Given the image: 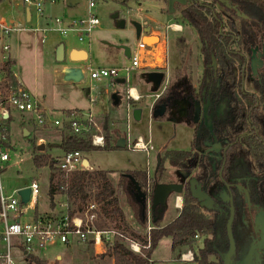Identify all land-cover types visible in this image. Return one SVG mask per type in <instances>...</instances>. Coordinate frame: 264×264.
<instances>
[{
	"label": "rangeland",
	"instance_id": "1",
	"mask_svg": "<svg viewBox=\"0 0 264 264\" xmlns=\"http://www.w3.org/2000/svg\"><path fill=\"white\" fill-rule=\"evenodd\" d=\"M16 1L21 2L22 0ZM94 2L96 7L93 9V13L98 16L100 25L92 33L90 44L79 43L77 39L80 37V33H78V31L67 34V37L58 36L56 33H51L50 35V38H61L60 41L67 46V49L76 47L78 49L87 50L88 53H90L88 64H90L93 69L124 68L130 65V59L125 56L124 51L119 49V47L127 46L130 48L131 52L136 49L139 40L136 38V32L132 25L133 22L141 21L140 23L142 24L144 18L151 26H155V22L159 24H168L177 22L178 20V16L175 15V12L168 13L167 4L164 3V0H140V2L139 0H128V2L124 3L122 0H94ZM88 4L89 0H81L80 3L73 5L67 4L65 0H60L53 5L47 4L46 14L49 15L53 21L54 19H60L64 21V23H78L89 16ZM161 9H163V13L160 11ZM19 10L23 12L24 6H21ZM116 12L119 13L121 19L126 20L127 24L124 29H116L112 23L111 16ZM54 27L57 28L56 26ZM75 29H78L77 26H75ZM183 39L186 48L182 49L181 51L183 52L179 54L181 48L174 45L179 40V37L176 35L173 36V42L175 43H171L168 51V68L169 71H173L175 68L179 67L182 61V68L190 74L195 83L202 71V57L199 55L200 42L196 40L197 34L193 30H187ZM155 42H157V40L149 39V41L145 43L153 44ZM44 46L46 47V45ZM39 47L37 49V51H39L37 54H35L33 48L30 52L21 53V66L28 79V83H32L34 76L33 88H36V95L39 100H41L42 106L51 114L52 118L62 119L61 111L63 109L78 108L87 111L91 108L92 114L96 117L99 116L97 119L101 125L108 124L110 128L118 129L119 139L122 135H126V100L123 102L122 108L112 107L110 101L113 91L117 88L113 87L109 82L94 83L95 91L91 93L89 86L58 83L56 74H52V66L55 62L53 49L51 48L49 51V56L44 57L42 47ZM159 60L162 62L161 57ZM64 64L72 65L68 58ZM143 73L144 71H130L129 86L143 91L145 85L140 80V75ZM105 89H108L107 94L105 93ZM142 91L140 93L143 96L151 95L147 88H145L144 93ZM124 92L125 89L122 91L123 96ZM90 94L92 96L91 99L89 98ZM150 104V99L143 102L144 108L142 109L143 115L141 121L136 122L131 119L129 122L130 135L133 138L141 137L145 142L151 141L153 150L149 157H147L145 153L132 152L125 148L113 151L97 150L84 154L86 160L94 168L107 170L112 180L115 182L119 176L131 174L133 171H148L149 174L154 173L156 158L158 156L156 153L163 146L168 145L169 151H186L190 147V141H192L193 136L192 129L186 126H177L175 128L171 123L164 120H153L150 113V109L153 107L147 108ZM131 107L139 108L135 106V104L131 105ZM105 112L107 113L104 114ZM30 119L31 116L29 114L13 115V121L11 123L13 150L11 153V160L3 176V182L7 190L12 191L15 188L29 185L33 179L37 180L41 193L38 205L39 213L56 214L61 212V203L58 201H62L63 198L58 195L55 198L57 199V203L54 202L52 204L49 195L51 169L47 166L36 168L33 160L34 156H40L42 154L50 156V158L53 157L52 155H54V157L60 155L61 152L56 148L51 149L50 145L59 143L61 141V134L57 129L46 132L33 128L32 123H29ZM24 129L30 133V136L24 135ZM40 139L44 140V142L41 143V145L45 146L44 151H39L38 148L36 149ZM34 143H36V147ZM164 153V151L159 153L161 158L159 173H163V178L160 174L159 177H161V179L158 177V181L169 182L172 181L170 172H172L173 169L168 163L164 162V160L162 162ZM114 186L118 189L116 183ZM118 198L127 214H129L131 211L127 204L126 196L122 192H119ZM170 206L165 214L162 226L166 225L168 222L170 223L180 214V211L174 209L173 202L170 203ZM136 228L137 230L135 231L138 232L140 230V235L146 238V227L145 229ZM208 238L211 240V236H208ZM204 239L205 236H199V239L196 240L194 246L195 250H193L194 253H198V250L204 247ZM111 240L105 242L103 254H96L92 245L81 242H74L68 246L57 244L44 251H39L36 254L40 260L48 264H114L113 259L106 254L108 249L107 244L111 242ZM16 247L17 245L14 244L12 255L19 264H24V258H22L20 253L16 250ZM185 251H188V249L173 251L171 248V240L169 238H163L160 240L157 248L152 252L151 259L155 264H183L179 262V257ZM58 255L62 256L61 259L56 258ZM209 260L215 261L218 264L220 263L218 257L215 255L209 256ZM192 264L197 263L194 262Z\"/></svg>",
	"mask_w": 264,
	"mask_h": 264
},
{
	"label": "flooded vegetation",
	"instance_id": "2",
	"mask_svg": "<svg viewBox=\"0 0 264 264\" xmlns=\"http://www.w3.org/2000/svg\"><path fill=\"white\" fill-rule=\"evenodd\" d=\"M164 1L168 13L175 12L178 16L177 22L172 24L181 26L180 33H171L169 43L170 48L173 36L179 37L177 43L173 42L181 48L179 54L186 48L185 32L193 30L197 34L193 27L182 22V10L193 3L204 6L213 15L222 10L220 6L212 9L199 0H187L186 5L176 3L171 11L168 0ZM227 22L226 19L223 23ZM146 26L150 29L154 27L148 22ZM224 30L229 32L227 27ZM196 40L200 42L199 55L202 57L200 77L194 83L190 74L182 68V61L173 71L169 68L167 72L159 71L164 73L166 88L154 108L160 106L157 107L158 112L164 108L165 116L155 120H164L175 128L183 125L193 130L189 150L179 151L191 152L190 160L176 165L167 160L164 162L177 168L181 178L190 172L191 178L196 181L193 189L186 185L181 195L184 200L187 195L190 196L195 205L212 219L214 233L209 248L217 253L221 261L220 255L230 248L228 230H232L237 250L235 260H238L252 242L264 236V91L258 84L262 66L254 74L250 65L253 56L258 59L263 53L264 42L261 39L258 44L250 45V52L243 47H232L235 54L244 58V63L242 67L236 65L233 80L227 81L219 73L217 61L216 69L213 67L214 57L211 63L205 62V51L198 34ZM197 112L200 113L198 124L194 123ZM164 152L165 155L170 151ZM150 175L153 186L155 172ZM156 175L163 178L159 170ZM255 189H258V195ZM201 198L206 202L204 208L200 207ZM262 257L264 261V254Z\"/></svg>",
	"mask_w": 264,
	"mask_h": 264
},
{
	"label": "built area",
	"instance_id": "3",
	"mask_svg": "<svg viewBox=\"0 0 264 264\" xmlns=\"http://www.w3.org/2000/svg\"><path fill=\"white\" fill-rule=\"evenodd\" d=\"M24 5L30 9L31 14H35L37 18H42L45 13L46 4H55L57 0H23ZM96 7L94 0H89V16L78 23H64L60 19H51L42 27L32 29L40 32L42 41H47L51 33H56L61 37H67V34L78 31L80 37L77 39L79 43L84 44L90 42L92 33L99 27L100 20L93 13ZM143 27L147 25L144 22ZM2 33L9 36L13 32L24 31L27 28L21 25L2 24ZM56 26L57 28H55ZM77 26V30L75 29ZM181 26L169 23L165 26L155 25L151 27L148 36L156 39L157 42L149 45L139 40L136 49L131 52L130 65L124 68L112 69H93L91 66L83 67L85 78L90 81L89 89L95 91L94 83L103 80H110L113 87L120 85L119 80H124L125 89L124 98L126 102H139L141 96L134 87L129 86L130 71L146 70V71H168V51L171 33H180ZM147 36V37H148ZM145 37V34H143ZM152 49H155L154 51ZM3 51H9V46L4 45ZM164 59L162 62L158 58ZM5 63L0 65V264H19L12 255L13 245L16 244V250L24 258V264H29L30 256L37 257V252L44 251L57 244L70 245L74 242L89 243L94 247L96 254L104 253V244L115 236H119L125 240L130 250L135 254L142 255L145 250L151 248V232L154 230L152 217L150 212L151 195L153 186L151 183V175L147 171V182L145 191L148 195L147 201V223H146V244L142 245L127 237H124L115 230L99 231L95 228L94 222L97 218L98 204L90 201L84 212H76L71 215L70 201L66 194L58 193L50 195L52 204L57 203L55 199L58 195L63 198L60 202L61 212L52 214H41L38 211L39 199L41 196L40 186L37 180L33 179L29 185L15 188L8 191L3 182V176L11 160L12 134L11 123L14 114H29L33 128L38 130L50 131L63 127V120L53 119L51 114L40 104L37 98L25 87L19 76L11 70H6L4 64L10 61L9 57H5ZM166 88V82H162L161 87L156 93L148 96L152 102V106L159 100ZM92 96H90L91 98ZM133 108L127 105V133L125 149L132 152L145 153L147 157L151 155L153 150L151 141L145 142L141 137L133 138L130 135L129 122L133 119ZM66 121L71 130V134L75 136L89 135L92 145L96 148H104L105 146V130L91 114L72 113L66 117ZM24 123V122H23ZM43 139L39 140V144ZM85 155L80 152L65 153L60 159L56 160V168L59 172L68 176L71 173L79 171L93 172V167H84L83 163ZM30 190V199L27 204L22 202L19 195L20 191ZM173 206L176 210L181 211L184 205V198L181 194L173 196ZM50 210V209H49ZM199 239V235L195 237ZM27 253L24 256V253ZM62 256L58 258L61 259ZM57 258V257H56ZM179 262L183 264H192L195 262V253L191 250L183 252L179 257Z\"/></svg>",
	"mask_w": 264,
	"mask_h": 264
},
{
	"label": "trees",
	"instance_id": "4",
	"mask_svg": "<svg viewBox=\"0 0 264 264\" xmlns=\"http://www.w3.org/2000/svg\"><path fill=\"white\" fill-rule=\"evenodd\" d=\"M128 0H122L127 2ZM232 6L237 8L240 14L248 17L242 19L236 15L233 10L229 11L219 0H199L203 5L211 6L212 9L220 6V12L214 15L204 6L193 3L187 9L182 10L181 20L183 23L193 27L199 35L203 50L205 51V62L211 63L214 57L218 64L219 73L225 80L231 81L234 76V69L239 64L243 66L244 58L239 57L232 50L233 46H239L250 52V45H256L262 39L264 42V0H228ZM229 14V16H226ZM228 20L224 24V20ZM229 32H225V28ZM233 39L235 40L233 42ZM13 62L10 60L4 64L6 70H11ZM258 84L264 91V56L262 57V67L259 73ZM134 104V103H133ZM73 112H67L70 116ZM77 113H80L77 111ZM66 132L62 135L61 141L57 144L50 145L51 149H58L63 153L80 152L88 154L97 150L113 151L121 150L117 147L119 140L118 130L105 132L104 148H96L92 145L89 135L75 136L72 135L69 127L66 126ZM117 134V135H116ZM35 147H36V143ZM37 149V147H36ZM192 154L191 152L170 151L167 152L162 161H169L172 165L180 162L187 163ZM36 168L49 167L51 169L49 195L58 193L66 194L70 201L71 215L76 212H84L90 201H95L99 208L94 226L99 231L115 230L124 237L146 244V238L127 225L125 216L119 206V192H122L133 211V218L136 227L145 229L147 223V213L143 216L142 207L132 200L129 188V179L122 175L119 180L118 189L115 188L108 172L94 170L93 172L79 171L65 176L56 168V160L42 154L34 156L33 160ZM142 186H146V172L129 174ZM119 191V192H118ZM163 219L158 220L151 232V248L145 250L142 255L132 252L125 242L119 236H115L109 242L106 254L110 256L114 264H155L152 261V252L157 248L163 238L171 240L173 251L188 249L195 250L196 236H205L204 247L195 253V262L197 264H218L210 261L209 256L217 253L209 248L208 236L213 235L214 223L212 219L200 208H198L190 196H186L184 205L180 214L169 224L162 226ZM33 264H48L38 257L30 256L28 258ZM220 260V259H219ZM221 264V261H219Z\"/></svg>",
	"mask_w": 264,
	"mask_h": 264
},
{
	"label": "water",
	"instance_id": "5",
	"mask_svg": "<svg viewBox=\"0 0 264 264\" xmlns=\"http://www.w3.org/2000/svg\"><path fill=\"white\" fill-rule=\"evenodd\" d=\"M197 2V0H195ZM221 4H223L228 10H235L238 17L242 19H248L247 16L240 14V12L237 11V8L235 6H232L231 3L228 0H219ZM68 3L77 4L80 3L81 0H67ZM176 3H179L181 5H186L187 0H168V6L171 11L174 10V6ZM27 21L30 22L31 19V12L30 9L27 8ZM112 23L115 26L116 29H124L126 27V20L121 19L118 12L114 13L111 16ZM133 28L136 32V38L137 40H142L144 42H148L149 39H151L148 34L150 33V27L146 26L143 27V25L140 22H133L132 23ZM143 34H145V37H143ZM148 36V37H147ZM156 40V39H155ZM151 45V44H149ZM119 49L123 50L125 53V56L127 58H130L131 56V50L127 46H120ZM56 61L58 64L63 65L65 61L69 60L71 63H80L85 62L88 60V52L85 49H78L76 47H72L69 49V51H66L65 44H60L56 49ZM264 56V50L263 53L260 55L258 59H255L253 56V60L251 61V68L254 72V74L257 72V69L262 66V57ZM213 67L216 69L217 64L215 58H213ZM146 78V82L150 85H152V89L149 91L150 93H156L159 88L161 87V84L164 79V73L162 72H150L143 74ZM59 79H61L64 83H71V84H81L85 80V74L83 73V70L81 67H66L63 68L57 76ZM120 85V88L124 86V80H119L117 82ZM121 93L115 92L112 94V103L114 106H119L122 102L121 100ZM152 111L154 110L153 118L158 119L165 116V109L163 106H161L162 111L158 112L157 107L160 106H152ZM143 115V110L141 108H134L132 110V116L133 120L136 122L141 121ZM200 113H196V119L194 123L198 124L199 122ZM206 120V118H205ZM175 122V121H172ZM176 123V122H175ZM179 124V123H178ZM24 135L30 136V133L24 129ZM126 145V135H122V137L117 142V147L120 149H124ZM39 151H44L45 146L44 145H38L37 146ZM84 167H89V162L85 159L83 163ZM161 166V158L160 156L157 157V166L155 171V177H154V185L151 195V204H150V212L152 217V223L155 224L158 220L163 219V216L165 212L169 209L170 203L172 202L173 196L177 194H182L184 191V187L188 185L190 189H193L196 185V181L191 178V173L188 172L185 177H180L181 172L177 168H173V171L170 172V175L172 176V181L165 182V181H158L157 172ZM130 183L129 186L131 188V193L133 196L134 201L142 207L143 210V216H145V212H147V201H148V195L145 191V188L142 187L131 175H125ZM256 195L259 194L258 189H255ZM19 195L22 198V202L24 204H27L30 199V190H23L19 192ZM207 198V196H206ZM200 207L204 208L206 207V202H204V198L199 200ZM258 223V220H257ZM228 235L230 239V248L229 250L221 254V262L222 264H264L263 261V254H264V236L261 238V240H257L255 242H252L250 246L244 251L243 254H241L240 258L238 260H235L236 256V245L235 240L232 235V230H228ZM27 253H24V256H26Z\"/></svg>",
	"mask_w": 264,
	"mask_h": 264
},
{
	"label": "crops",
	"instance_id": "6",
	"mask_svg": "<svg viewBox=\"0 0 264 264\" xmlns=\"http://www.w3.org/2000/svg\"><path fill=\"white\" fill-rule=\"evenodd\" d=\"M60 1V0H57V2ZM65 2L67 4H71L73 5V3H68L67 0H65ZM49 4V3H47ZM46 4V5H47ZM50 5H53V4H50ZM21 6H24V10L23 12H20V7ZM26 10H27V7L24 5V2L23 0L21 2H17L16 0H0V65H2L3 63H5V57H9V59L13 62V71L19 76V78L21 79V81L24 83L25 87L37 98V100L40 102V104L42 105V102L41 100H39L38 96L36 95V88H33V81H34V76H33V81L32 83H28L27 82V78L22 70V66H21V53L22 52H30V50L33 48L35 54H37L39 51H37L38 47L41 48L42 47V51L44 53V57L46 56H49L48 53L49 51L51 50V48L53 49V55H54V65L52 66V74L55 75L56 74V78H57V82L58 83H63V84H71V83H64L61 79H59L57 76H58V73L63 69V68H66V67H86V66H91L90 64H88L89 62V59H90V53H88V60L85 61V62H80V63H71L72 65H61V64H58L57 61H56V49L57 47L60 45V44H63V42H61V38L57 39L56 37H53V38H50V36L48 37L47 41L43 42L42 41V35L40 32H36L32 29H35L37 27H42L44 26L45 24H47L49 21H51V17H49V15L46 14V7H45V13H44V16L42 18H37L36 16H34V14L32 15L31 14V19H30V22L28 23L27 21V13H26ZM89 10V8H88ZM142 17V16H141ZM155 21V20H154ZM141 22V21H139ZM144 22H147L144 18H143V23ZM142 23V24H143ZM2 24H14V25H21V26H24L25 28H27L26 30L24 31H20V32H13L12 34H10L9 36H5L3 33H2ZM33 35V36H31ZM51 35V34H50ZM58 35V34H57ZM59 36V35H58ZM84 44H90V42H87V43H84ZM4 45H8L9 46V51L7 52H4L3 51V46ZM46 45V47L44 46ZM90 46V45H89ZM66 47V51L68 52L69 49H67V46L65 45ZM72 48V47H71ZM153 51L155 49H152ZM88 52V51H87ZM130 59V58H129ZM164 59H162L163 61ZM158 61L159 58H158ZM131 63V62H130ZM95 69H101V68H95ZM137 71H144L143 74H146V73H150V72H159V70H155V71H146V70H142V69H139ZM141 74L140 75V80L143 82V84L145 85V88L148 89V92L152 89V85L148 84L146 82V78L144 77V75ZM102 82H109L111 84V81L110 80H103L101 82H97V83H102ZM89 79L86 77L85 80L81 83V84H72V85H78V86H89ZM145 88L143 89V91L141 89H137L139 95L141 96V100L139 102H126V109H127V105H133V103L135 104V106L143 109V102H145L146 100H148V96L149 95H145L143 96L140 92L142 91L143 93L145 92ZM141 90V91H140ZM120 92L121 93V104L119 106H114L113 103H112V98L110 99L111 101V105L112 107L114 108H122V104L123 102L125 101V98L124 96L122 95V91L123 89L120 88V87H117L116 90L113 91V94L115 92ZM91 92V91H90ZM92 93V92H91ZM105 93L107 94L108 93V89H105ZM152 94V93H150ZM91 96V94H90ZM112 97V95H111ZM90 98V97H89ZM91 99V98H90ZM150 107L152 108V102L149 106H147V108ZM133 108H136V107H133ZM152 113V109H150ZM48 111V110H47ZM80 112V113H84V114H91L95 120L98 122V117L99 116H94L92 114V110L91 108H89L87 111L83 110V109H78V108H70V109H63L61 112H62V119L60 120H63V127L62 128H59L57 129L58 132L61 134V138H62V135L66 132V126H68V123L66 121V113L67 112ZM107 112H105L104 114H106ZM103 114V115H104ZM59 119V118H58ZM154 119V118H153ZM159 119V118H158ZM155 120V119H154ZM99 123V122H98ZM100 124V123H99ZM105 132L107 130H110L111 131V134L113 132V130H118L117 128H110L108 126V124H104L102 125ZM178 126H183V125H178ZM69 127V126H68ZM70 130V128H69ZM43 131V130H42ZM193 131V130H192ZM191 131V132H192ZM47 132V130H46ZM71 132V130H70ZM113 135V134H112ZM117 135V134H116ZM193 137V136H192ZM44 142V140H43ZM42 142V143H43ZM191 142V141H190ZM169 151L168 150V145L166 146H163L161 147L158 151H157V155L159 156V153L161 151ZM189 148L186 150L188 151ZM60 151V150H59ZM182 151V150H180ZM61 152V151H60ZM65 153L61 152L60 155H57V157H54V155H52V159L54 160H57V159H60ZM157 156V157H158ZM157 160V159H156ZM89 165L91 167H93L90 163ZM94 170H99V169H96L93 167ZM100 171H105V172H108L107 170H100ZM122 172V171H121ZM125 172V171H124ZM126 172H131V171H126ZM138 172H144V171H133L131 172V174H134V173H138ZM109 173V172H108ZM125 175H129V174H125ZM109 176H110V173H109ZM111 178V176H110ZM112 180V178H111ZM119 180H120V176L116 179V182L112 180V182L115 184H117V187H118V184H119ZM130 182V181H129ZM113 184V185H114ZM130 188V186H129ZM130 191H131V188H130ZM119 192V191H118ZM132 195V193H131ZM132 200L134 203H136L133 199V196H132ZM128 206L130 207V213L127 214L125 208L121 205L120 201H119V206L120 208L122 209L123 213H124V216H125V221L127 223L128 226H130L132 229L134 230H137L136 228V225H135V222H134V218H133V211H132V208L130 206V204L127 202ZM137 204V203H136ZM171 207V206H170ZM175 209V208H174ZM176 210V209H175ZM176 211H179V210H176ZM166 214V212H165ZM165 214L163 216V220L165 218ZM172 222V221H171ZM169 224V222L167 223ZM60 255L57 256V259H59Z\"/></svg>",
	"mask_w": 264,
	"mask_h": 264
}]
</instances>
